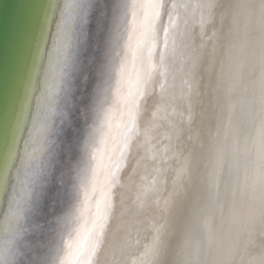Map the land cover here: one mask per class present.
<instances>
[{
    "label": "snow or ice",
    "instance_id": "6c2138e0",
    "mask_svg": "<svg viewBox=\"0 0 264 264\" xmlns=\"http://www.w3.org/2000/svg\"><path fill=\"white\" fill-rule=\"evenodd\" d=\"M231 7L232 25H239L241 14L250 9L262 13L259 28L252 27L259 35L251 50L254 78L248 100L249 109L259 118L253 140L256 166L239 188L241 197L247 193L250 200L243 215L233 190L228 217L230 231L233 225L239 226L235 235L222 241L213 227L215 213L223 214L224 209L219 199L223 154L208 147L215 139L220 83L213 84L211 74L204 83L209 62L204 59L208 44L203 37L209 26L215 28L218 15L223 27L225 13L220 10L224 5L220 0H184L170 6L163 0H105L98 10V0H65L53 37L55 62L50 56V66L55 72L69 42L86 38L93 26L97 36L103 35L97 85L90 101L94 119L82 157L61 172L65 180L57 200L59 210H52L35 240L26 238L22 208L35 175L31 171L33 153L26 146L23 158L17 151L6 156L0 195L11 184L3 235L13 253L10 259L0 257V264H47L45 255L53 245L58 255L54 264H233L238 256L254 253L249 247H255L257 234L261 237L260 258L253 256L248 264H264V0L255 6L237 3ZM166 8L167 23L158 28ZM28 11L22 9L21 13ZM253 24L249 16L245 30ZM218 31L208 38L213 47ZM243 67L241 64L237 70ZM155 84L159 85V102L153 126L163 130L167 143L153 152L151 158L159 166L142 178L135 199L131 203L121 199L120 216L131 218L122 222L132 226L125 228L118 248L106 249L123 149L135 127L140 102ZM232 91L230 85L229 98ZM52 96L49 84L37 100L52 111ZM235 108L236 103L229 99V113ZM157 119L163 123H155ZM215 127L219 135L218 125ZM193 222L200 231L195 240ZM241 235L246 238L244 244L239 243Z\"/></svg>",
    "mask_w": 264,
    "mask_h": 264
},
{
    "label": "bare ground",
    "instance_id": "6f19581e",
    "mask_svg": "<svg viewBox=\"0 0 264 264\" xmlns=\"http://www.w3.org/2000/svg\"><path fill=\"white\" fill-rule=\"evenodd\" d=\"M104 2L98 0V10ZM163 2L170 6L173 2L184 0ZM191 2L195 3L196 0ZM64 3L65 0H24L22 9L29 11L27 14L20 13L14 29L8 68L0 87V188L3 187L2 170L8 163L6 156L17 151L19 157L23 158L27 146L28 151L33 153L31 171L35 175L30 179V194L22 208L28 229L26 238L31 240L36 239L40 231L39 224H46L52 210H59L57 200L65 180L61 172L82 157L83 143L94 119L90 101L97 85L99 47H104L103 35L97 36L93 26L86 38L81 36L71 40L65 58L57 63L56 71L53 72L50 66V56L51 61L55 62L53 37ZM220 3L224 5L220 10L225 13L223 27L218 15L215 28L209 26L203 37L208 44L204 59L209 62L204 83H208V74H211L213 84L217 80L220 83L218 120L214 121L213 128L215 139L210 141L208 147L213 151L218 148L223 154L224 171L219 199L224 209L223 214L219 211L215 213L213 225L221 240L227 241L239 227L233 225L231 231L229 228L228 213L233 190L236 192L237 207L243 215L248 210L250 200L247 193L241 197L239 188L245 183V176H251L256 166L253 140L259 118L249 109L248 100L254 78V73L250 71L251 50L254 37L259 33L252 27L242 29L239 33L233 30L231 15L234 9L231 6L241 3V0H220ZM167 19L166 8L158 28L166 24ZM216 30H219L218 37L213 47L208 38ZM196 33L199 43V25L196 26ZM241 64L244 67L238 71ZM49 84L53 89L49 102L52 111L46 110L37 100ZM230 85L233 91L229 98L227 90ZM158 93L159 85H152L141 100L135 127L123 149L118 172L119 184L113 190L115 208L106 229V249L118 248L125 237V228L130 229L132 226L131 223L126 225L122 222L130 221L131 218L120 216L121 199L126 203L135 199V189L142 178L154 166H159V161L151 158L153 152L167 143L162 135L163 130L153 126V113L159 102ZM229 99L236 103L231 113L228 111ZM155 123L162 124L163 121L157 119ZM215 125L219 127V135H216ZM19 166L20 159L17 160ZM11 187V184L8 185L7 192L0 195V257L5 259H10L13 253L3 235ZM199 238V227L193 222V239ZM253 239L255 247L250 246L249 252H258L261 237L257 234ZM245 242L246 238L241 235L239 243ZM57 258L53 245L47 250L45 259L47 264H54Z\"/></svg>",
    "mask_w": 264,
    "mask_h": 264
},
{
    "label": "water",
    "instance_id": "95a60500",
    "mask_svg": "<svg viewBox=\"0 0 264 264\" xmlns=\"http://www.w3.org/2000/svg\"><path fill=\"white\" fill-rule=\"evenodd\" d=\"M23 2L24 0H0V87L8 68L14 29L18 23ZM73 99L74 97L72 101ZM40 226L41 224L39 228Z\"/></svg>",
    "mask_w": 264,
    "mask_h": 264
},
{
    "label": "clouds",
    "instance_id": "9594fccd",
    "mask_svg": "<svg viewBox=\"0 0 264 264\" xmlns=\"http://www.w3.org/2000/svg\"><path fill=\"white\" fill-rule=\"evenodd\" d=\"M241 3L247 4L249 6H255L259 3V0H241ZM261 11L258 8H255V10H249V12L241 14L240 16V23L239 25H233V30L239 33L242 29H245V26L248 25V18L249 16L252 17L254 24L250 27L259 28L260 20H261ZM258 32V31H257ZM214 227V225H213ZM255 257V259L259 260V254L258 252H254L252 254H245L242 257L238 256L233 264H248L249 260H251Z\"/></svg>",
    "mask_w": 264,
    "mask_h": 264
}]
</instances>
